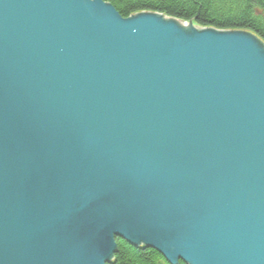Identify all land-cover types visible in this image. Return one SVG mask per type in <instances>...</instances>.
<instances>
[{"label":"water","instance_id":"95a60500","mask_svg":"<svg viewBox=\"0 0 264 264\" xmlns=\"http://www.w3.org/2000/svg\"><path fill=\"white\" fill-rule=\"evenodd\" d=\"M264 264V44L101 0H0V264Z\"/></svg>","mask_w":264,"mask_h":264},{"label":"trees","instance_id":"16d2710c","mask_svg":"<svg viewBox=\"0 0 264 264\" xmlns=\"http://www.w3.org/2000/svg\"><path fill=\"white\" fill-rule=\"evenodd\" d=\"M122 18L158 13L199 29L246 32L264 44V0H101ZM109 264H168L156 251L115 239ZM178 264H184L179 262Z\"/></svg>","mask_w":264,"mask_h":264}]
</instances>
